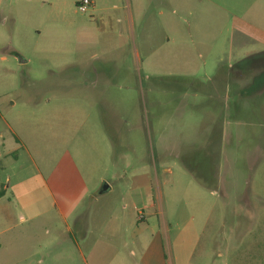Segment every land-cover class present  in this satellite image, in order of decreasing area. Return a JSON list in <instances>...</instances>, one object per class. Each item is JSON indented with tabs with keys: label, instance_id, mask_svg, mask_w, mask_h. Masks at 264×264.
<instances>
[{
	"label": "rangeland",
	"instance_id": "rangeland-1",
	"mask_svg": "<svg viewBox=\"0 0 264 264\" xmlns=\"http://www.w3.org/2000/svg\"><path fill=\"white\" fill-rule=\"evenodd\" d=\"M79 1L0 0V264L77 218L105 264L178 231L189 264H264V0Z\"/></svg>",
	"mask_w": 264,
	"mask_h": 264
},
{
	"label": "crops",
	"instance_id": "crops-1",
	"mask_svg": "<svg viewBox=\"0 0 264 264\" xmlns=\"http://www.w3.org/2000/svg\"><path fill=\"white\" fill-rule=\"evenodd\" d=\"M137 1H140V13L141 15H145L143 7H145V0H134L137 5ZM156 3H160V0H155ZM155 1L151 0V3H155ZM194 1L193 6H200V12L204 15H207L208 4L210 3L207 0H192ZM91 7H94L95 2L90 0ZM186 0H179L177 6L182 7L185 4ZM200 2V3H199ZM127 10L132 12V8L134 5L130 0H126ZM157 6V5H156ZM169 7H172L169 4ZM174 12V11H173ZM132 15V13H130ZM146 21V20H145ZM130 25L132 27L133 21L130 18ZM204 26V25H203ZM195 27H199V25H195ZM211 81V80H210ZM16 153V151H14ZM12 152V153H14ZM5 193V192H4ZM4 196V195H3ZM53 207H55L60 213L61 219L66 223L68 217L62 211L61 206L58 204V201L53 200ZM150 205H145V209H149ZM37 214H32L29 217V220H32L36 217ZM23 221L24 219L21 218ZM139 221L143 223V218H138ZM80 221L79 218L76 219V222L81 224L80 231H72L67 226V230L63 233H56V238L54 237V241L58 242L59 238L64 241L63 249H49L46 250L47 253L43 254L39 253L37 250L31 252L27 257L23 256L19 259L16 264H105V252L102 250H98V243H95L93 240L98 242L99 239H108L115 240L116 236L107 234V236H103L100 233L96 234V238H93L91 232H84L85 230V222ZM148 227V225L146 226ZM146 227L139 228V231H142ZM201 238L200 234L195 232H175L171 237L168 235H161L160 232L151 233L150 239L147 241L144 247H137L131 250H116L112 256H109V262L115 264H189L190 258L194 255L195 248L198 246L199 239ZM172 245L176 247V251L172 250ZM138 246V245H137ZM40 247V246H39ZM180 248L187 249L185 261L181 259L180 253L177 254V250L180 252ZM100 249V248H99ZM89 250V254L86 257V251ZM85 251V252H84ZM47 255V256H44ZM109 262L107 264H109Z\"/></svg>",
	"mask_w": 264,
	"mask_h": 264
},
{
	"label": "built area",
	"instance_id": "built-area-1",
	"mask_svg": "<svg viewBox=\"0 0 264 264\" xmlns=\"http://www.w3.org/2000/svg\"><path fill=\"white\" fill-rule=\"evenodd\" d=\"M91 5V2L90 0H80L77 4H76V7H77V10L79 12H86L88 7Z\"/></svg>",
	"mask_w": 264,
	"mask_h": 264
},
{
	"label": "water",
	"instance_id": "water-1",
	"mask_svg": "<svg viewBox=\"0 0 264 264\" xmlns=\"http://www.w3.org/2000/svg\"><path fill=\"white\" fill-rule=\"evenodd\" d=\"M19 62H23V60L19 59ZM107 189H108V186H107L106 184H103V186L101 187L99 193L102 194V193H104Z\"/></svg>",
	"mask_w": 264,
	"mask_h": 264
},
{
	"label": "trees",
	"instance_id": "trees-1",
	"mask_svg": "<svg viewBox=\"0 0 264 264\" xmlns=\"http://www.w3.org/2000/svg\"><path fill=\"white\" fill-rule=\"evenodd\" d=\"M4 191L0 190V197L3 196Z\"/></svg>",
	"mask_w": 264,
	"mask_h": 264
}]
</instances>
